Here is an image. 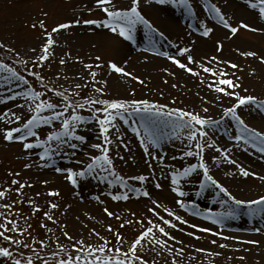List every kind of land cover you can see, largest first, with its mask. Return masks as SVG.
Listing matches in <instances>:
<instances>
[{
    "label": "rangeland",
    "instance_id": "1",
    "mask_svg": "<svg viewBox=\"0 0 264 264\" xmlns=\"http://www.w3.org/2000/svg\"><path fill=\"white\" fill-rule=\"evenodd\" d=\"M218 1L222 3V13L233 26L238 27L243 21L257 30L251 31L238 27L237 33H230L204 9L208 0H190L192 5L190 13L181 7L159 5L155 0H139V11L150 22L152 28L155 29L154 32L149 33L145 25L138 24L134 31V42H130L102 27L73 23L67 29L52 33L54 43L50 48L51 55L48 60L38 66L36 57L41 54L42 45L46 41L45 32H51V29L58 24L74 20L103 19V12L97 8L95 0H0V44L6 46L0 49V57L15 66L28 80L27 85L19 82L21 84L19 88L15 86V83L0 82V113H16L21 116L22 120L27 119L30 115L28 111L30 101L26 102L22 96L15 99L8 97L13 92L23 91L29 85L34 90L43 92L42 98L57 102L60 98L49 89H67L71 92L75 84H81L80 96H74L73 99L99 97L101 94L96 93L92 88V84L95 83L96 87L103 88L102 98L105 99H148L169 107H180L200 112L202 115H211L214 119L218 118L220 111L214 113L207 101V98L221 96L208 88V84L213 81L211 74L204 73L198 65L192 64L189 67H193L200 73L194 76L163 56V52H168L169 55L180 59L183 63H187V55H191L194 60L207 64L213 69L222 68L232 75L233 79L239 77L240 88L237 91L241 95L251 94L264 99V63L260 60V57H264V28L251 24L245 15V11L258 12V9L247 8L246 0H210L214 4ZM129 2L130 0H112V5L124 8L129 6ZM172 17L180 22L185 31H193L194 35L200 38L193 42V45H198L196 50L188 43L173 41L164 33L162 37L159 35L161 31L157 27L160 28L162 21ZM261 20L264 23V19ZM41 21L44 23V28L39 26ZM201 21L213 29L207 37L202 35ZM149 34L151 41L147 38ZM217 41L222 45L220 51H217ZM206 46L209 48L204 56L203 49ZM182 47L188 48V53L181 55L179 49ZM7 49H12V52H8ZM242 51L255 52L256 56H241L239 53ZM17 53L20 59L27 62L26 64L15 63ZM208 53H215L216 56L222 55L226 61H235L238 68L232 69L213 62L207 56ZM143 56L149 59L158 58L163 64L158 68L139 67L134 60L140 61L144 58ZM96 57L100 58L99 61ZM61 58L65 60L63 65L60 64ZM109 61L124 68L132 76L116 73L108 67ZM85 64L93 66L99 64L100 67L88 69L84 67ZM25 68L40 73L44 78V85L48 88L42 86L35 76L25 71ZM90 71L97 73L95 81L90 79ZM132 77H139V80ZM244 89H247V93ZM191 95L195 97V100L191 98ZM197 99L198 101L206 100V102L202 105ZM221 101L227 102L228 105L233 102L229 97L224 96L221 97ZM203 107H208V113L202 112ZM243 108L247 111L256 110L257 114L264 117V111L250 106H243ZM82 114L88 115V112L82 111ZM9 120L12 122L9 123ZM9 120H0V128L14 127L19 124L11 115H9ZM129 120L135 121L136 126L139 127V115L129 117ZM115 123L118 131L110 130L112 144L109 145V155L114 167L125 178L140 174L148 177L145 182L126 179L125 183L129 188H146L150 192V197H137L136 193L129 192L128 200L114 201L108 195L109 192H124L127 189H120L116 184L109 188L106 182H101L94 177L81 178L78 185L73 186L64 178V174L55 171L56 167L79 169L82 165H86L88 154H98L97 150L90 148L91 144L102 142L97 126L92 122L78 130L79 134L86 136L87 139L75 150V155H72L71 149L64 148L62 151L66 155L54 156L48 166H41L43 162L37 155L40 148L25 150L22 146L23 142H6L0 139V190L7 189L4 197L0 198V205H11L10 208L0 207V213H3L0 216V223H6L4 217H7L8 220H15L18 227L26 229L25 232L5 233L21 240V245H11L10 242L0 238V246L10 247V250L16 249L14 256H18L19 252L28 256L32 254V249L38 250L37 255L40 259H34V264H41L44 259L51 261L50 253L59 252V245H63L70 254L74 253L72 245L81 239L85 244L91 243L98 246L108 241V247H120L114 233L118 232L127 242L134 239L147 226L148 219L160 223L159 219L148 211L153 207L151 200L155 199L163 207L182 216L188 223H181L173 218V223L177 225L176 228L162 225L171 236L175 237V240H168L164 249L148 241L143 242L147 251H142L140 254L148 260L149 264H173L174 260L176 264H229V261L235 258L240 259L244 252L237 245L239 241L231 242L222 238L220 234H217L215 226L207 223L210 221H206L203 215L194 213L203 212L205 209H211L214 213H227L231 209H236L237 214L234 217H225V221L246 226L249 223L248 214H246L248 206L235 205L233 201L230 202V206H227L221 197L222 194L212 185L197 195V191L200 190L199 180L202 179L199 178L202 175L198 172L193 173L191 178L182 180L180 187L187 193V196L178 197L170 190L168 173L173 169H182L189 162H197V159L191 157L181 158V152L187 146L186 141L166 137L161 141V149H152L156 155L164 157L163 162L153 160L144 153L139 138L131 131L129 125L119 120ZM54 126L59 127V123L56 122ZM254 127L264 130V121ZM159 128L161 131L170 133V125L166 128L161 122ZM49 130H51L50 126H41L39 129L41 138ZM209 134L222 148L229 149V159L235 160L249 173H255V175L243 176L239 169L229 162V159L221 156L214 149H206L204 160L209 167L210 174L220 184L225 182L222 169H227L253 187H264V179H260L256 171L244 165L245 162L238 154L241 153L242 157L260 160L264 153L259 152L258 148H253L251 144L230 139L235 134L234 122L226 119L214 135L211 131ZM117 136L120 137L119 140L116 139ZM214 156L215 160L212 159ZM77 161H80V164ZM25 164L30 167L25 168ZM13 179L24 184L25 187L16 192L15 189L19 187V184H11ZM155 183H160L161 188L156 189ZM49 190H57L59 195L50 196L48 195ZM193 195L195 197H192ZM95 197H99V200ZM177 199L185 200L184 209L179 208L175 203ZM29 200L32 201L31 204L27 203ZM50 202L56 204L57 207L51 208ZM34 207H38L39 211H34ZM105 207L113 212L114 216L109 217L103 211ZM157 211L166 219L169 218L163 208H158ZM45 212L52 215L53 220H48L44 216ZM219 219L223 223L224 216H220ZM41 224L44 227H41ZM194 224L198 227L193 228ZM109 225L113 229L112 232L108 231ZM204 227L212 231L207 233L200 231V228ZM93 230L99 233V237H103L104 241L93 234ZM153 231L161 239H167L158 230ZM64 232H67L71 239L66 237ZM40 241L45 243L42 250ZM23 244H28L29 248H24ZM194 246L204 249L209 255L204 258L196 256L192 251ZM168 248L172 249L171 253L167 250ZM180 249L183 251L181 252ZM60 256L64 258L63 253ZM0 264H12V261L0 257Z\"/></svg>",
    "mask_w": 264,
    "mask_h": 264
},
{
    "label": "snow or ice",
    "instance_id": "2",
    "mask_svg": "<svg viewBox=\"0 0 264 264\" xmlns=\"http://www.w3.org/2000/svg\"><path fill=\"white\" fill-rule=\"evenodd\" d=\"M155 2L159 5L181 7L188 13L192 10L190 0H155ZM246 3L248 7L258 9V17L264 19V0H246ZM138 4L139 0H130L129 6L121 8L113 6L112 0H95V5L103 12L104 18L85 19L82 21L74 20L61 23L52 28L51 32H45L46 41L42 45L41 54L36 57L37 65H42L51 55L50 48L54 43L52 33H56L60 29H67L73 23H83L84 25L102 27L130 42H134V31L138 24L145 25L149 29V33L154 32L155 29L152 28L150 22L139 11ZM204 9L214 16L218 22L232 34L237 33L238 27L250 29L251 31L257 30L243 21L240 22L238 27L233 26L222 13L221 9L216 4L211 3L210 0L205 3ZM39 26L44 28L43 21L40 22ZM200 26L203 29L202 35L204 37L209 36L213 31L211 27L206 26L204 21L200 22ZM33 27H35V25H33ZM159 35L162 37L163 33L161 32ZM147 38L150 41L152 39L150 34ZM152 42L154 43V41ZM4 48H6V46L0 44V49ZM221 48L222 45L217 41V51H220ZM7 51L12 52V49H7ZM188 51L189 49L186 47L179 49L181 55L188 53ZM239 54L245 57L256 56V53L252 51H242ZM162 55L171 60L180 69L194 76L200 75V73L193 67H189V65L192 64L198 65L204 73L211 74L213 81L208 84V88L211 91L221 94V96L216 97V101L214 102L217 106H219V101L222 96L229 97L233 102L228 106H221L218 118L214 119L211 115H202L200 112H194L180 107H169L166 104H159L148 99H105L102 98L103 88L96 87L95 83L92 84V88L96 93L101 94L99 97H80L79 99H73L74 96H80L79 89L82 88L81 84H75L71 92H68L67 89H49L55 96L60 98L57 102L42 98L44 93L34 90L29 85L21 92H13L8 98L15 99L18 96H22L25 98L26 102L30 101V104H28L30 115L27 119L22 120L21 116L16 113H0V120H9V115H11L14 121L19 122V124L14 127L0 128V139L6 142H23L22 146L25 150H31L34 147L40 148L41 150L37 155L39 160L43 162L41 166H48L49 163L52 162L54 156L66 155V153L62 151L64 148L71 149L72 155L74 156L75 150L87 139L86 136L79 134L78 130L82 127H86L89 122H92L97 126L102 142L91 144L90 148L97 150L98 154H88L86 165H82L79 169H74L72 167H56L55 171L64 174V178L73 186H77L81 178L94 177L98 178L101 182H106L109 188L116 184L120 189H127V191L124 192H109L108 195L114 201L128 200L129 192L136 193L137 197H150V192L146 188H129L125 183L126 179L145 182L148 177L143 174L131 178L123 177L116 171L113 160L109 155V145L112 144L110 130L118 131L115 122L119 120L122 121L123 124L130 126L131 131L139 138L144 153L153 160L163 162L164 157L156 155L152 149H161V141L166 137L169 139L174 138L176 140L186 141L187 146L181 152V158L191 157L197 159V162H189L186 166L182 167V169H173L168 173L170 190L177 194L178 197L184 198L187 196V193L180 187L182 180L189 179L193 173L198 172L203 178L199 180L200 190L197 191V195L200 194V191L212 185L219 190V193H223L229 200L233 201L235 205L248 206L246 214L249 216L264 213V195L258 196L256 199H236L226 187L221 185L219 181L210 174L209 167L204 160V152L206 149H214L221 156L229 159V149L222 148L209 134L211 131L214 135L215 131L223 126L226 119L235 124V134L231 136L230 139L236 142L242 141L245 144H251L253 148H258L259 152L264 153V131H258L256 128L250 127L238 113V109L243 106H250L264 111V99L257 98L251 94L241 95L240 92L237 91V89L240 88L239 77L233 79L232 75L222 68L213 69L207 64L194 60L191 55H187V63L181 62L180 59L169 55L168 52H163ZM16 57V64L24 65L27 63L19 58V53L16 54ZM99 59V57H96L97 61H99ZM260 60L261 63H264V57H260ZM211 61H217V57L213 56ZM64 63L65 60L61 58L60 64L63 65ZM222 63L232 69L238 68V65L231 61H223ZM84 67L92 69L93 67L98 68L100 65L96 64L93 66L91 64H85ZM108 67L116 73L132 76L130 72L125 71L122 67H118L117 64L112 61L108 62ZM25 71L29 72L31 76H35L42 86L48 88L47 85H44V78L40 73L27 68H25ZM96 76L97 73L95 71L89 72V77L92 81L96 80ZM132 78L139 80V77ZM0 82L3 84L15 83L17 88L21 87L19 82L25 85L28 84L26 77L22 75L15 66L5 62L3 57H0ZM244 91L247 93V89H244ZM82 111H87L88 115L82 114ZM208 111V107L202 108L203 113L206 114ZM137 115H139V127L136 126L135 121L129 120V117ZM11 122L12 120H9V123ZM56 122L59 123V127L54 126ZM161 122L165 124L166 128L170 125V133L160 130L159 124ZM41 126H50L51 128L43 138H41L39 134ZM116 139L119 140L120 137L117 136ZM212 159L215 160L216 157L214 156ZM229 162L234 164L243 176H248L250 174L255 175V173H249L237 164L235 160L229 159ZM77 163L80 164V161H77ZM24 167L28 168L30 165L25 164ZM149 167H151V165H149ZM260 179H264V177H260ZM11 184H19V187L15 189L16 192H19L21 188L25 187L24 184L19 183V181L15 179L11 181ZM154 186L156 189L161 188L160 183H155ZM6 191L7 189L0 190V198L4 197ZM48 195L58 196L59 192L57 190H49ZM95 199L99 200V197H95ZM27 203L31 204L32 201L29 200ZM175 203L181 209L186 207L184 199H177ZM221 203H224V201H221ZM151 204L153 207L149 208L148 211L152 213L154 217H157L160 223H155L152 219H148L147 226L131 241L125 242L123 237L116 232L114 233L116 241L121 246L114 248L108 247V241H104V238L99 237V233H95L93 230V234L104 241L102 244L98 246L91 243L85 244L81 239L77 241L76 244L72 245L74 250L72 254H70L63 245H59V252L50 253L52 260L44 259L41 261V264H149L148 260L140 254L142 251H147V249L144 248L143 242L148 241L164 249L168 244V240H175V237L171 236L170 232L162 225L168 226V228H176L177 225L173 223V218L175 221L185 224L188 223L182 216L163 207L157 200H151ZM254 205H261V207H252ZM0 207L10 208L11 205L5 204L0 205ZM50 207L56 208L57 205L50 202ZM158 208H163V211L167 213L169 218L166 219L163 215H160L157 211ZM34 211H39L38 207H34ZM103 211L109 217L114 216V213L109 211L107 207H105ZM194 214L203 215L205 219L212 220L213 223H222V220L219 219L220 216L234 217L237 211L236 209H231L227 213H214L211 209H205L203 212L197 211ZM2 215L3 213H0V216ZM44 216L50 221L53 220L52 215L48 212H45ZM4 219L6 223H0V238L10 242L11 245H21V240L15 239L13 236L6 235L5 233L25 232L26 229L18 227L15 220H8L7 217H4ZM116 219H119V217H116ZM41 227H44V225L41 224ZM121 227H123V225H121ZM192 227L196 228L198 226L194 224ZM154 229L158 230V232L167 239H161L156 236L153 231ZM108 231H113L111 225L108 226ZM200 231L207 233L211 232L212 229L204 227L200 228ZM256 231H259V229H256ZM64 235L71 239L67 232H64ZM189 235L193 234L189 233ZM39 243L40 249L42 250L45 247V243L44 241H40ZM212 243H215V241H212ZM250 243L255 242L250 241ZM22 246L24 248H29L28 244H23ZM223 246L224 245H222V247ZM167 250L170 253L172 251L171 248ZM15 251L16 249L10 250V247L0 246V257L10 259L12 264H34V259H40L37 255L38 250L36 249H32V254L28 256H25L23 252H19L18 256H14ZM180 251L182 252L183 249H180ZM199 251L203 250L200 249ZM61 253L64 254V258H61ZM173 264H176L175 260Z\"/></svg>",
    "mask_w": 264,
    "mask_h": 264
},
{
    "label": "bare ground",
    "instance_id": "3",
    "mask_svg": "<svg viewBox=\"0 0 264 264\" xmlns=\"http://www.w3.org/2000/svg\"><path fill=\"white\" fill-rule=\"evenodd\" d=\"M215 1V0H213ZM217 1V0H216ZM213 3V2H212ZM220 9H222V3L218 1V3H215ZM247 8L250 9V7L247 6ZM251 10V9H250ZM245 15H247V19L251 24H254L256 26H261L264 28V23L262 20L258 17V12L251 10V11H245ZM159 31L164 33L168 38L172 39L175 42L178 43H188L189 46H194V49L196 50L198 45H193L194 41H197L198 38L196 35H194L193 31H185L180 24V22L172 17V18H166L165 21H162L160 23V28L157 27ZM194 37H191V36ZM208 46H206L205 49H203L204 56L208 52ZM210 59L215 56L217 57L218 64H222L226 66L224 63H222L224 58L223 56L218 55L216 56L215 53H208L207 55ZM144 57V56H143ZM136 65L143 68H158L162 66V60L160 59H149L144 57L142 60H134ZM232 63L237 64L235 61ZM238 65V64H237ZM231 68V67H230ZM191 98L195 100L194 96L191 95ZM198 101V99H197ZM207 101L209 103V107L213 110L214 113L220 111L221 106H228L227 102L219 101V106H217L216 98H207ZM199 103H205L206 100H199ZM203 105V104H202ZM238 113L241 116L242 119L250 126L254 127L259 125L262 121H264V117L262 118L261 115L257 114L256 110H249L247 111L245 108L240 107L238 109ZM255 128V127H254ZM257 129V128H256ZM258 130V129H257ZM258 131H264V130H258ZM240 158L242 159L244 165L248 166L252 170L256 171L260 177H264V154L260 160H254L248 157H242L241 153H238ZM222 174L225 175V182H221V185L226 187L228 191L231 193L232 196H234L236 199L239 200H249V199H256L258 196L264 195V187L263 186H256L253 187L250 184L246 183L241 177L236 176L232 174L227 169H222ZM199 178H203L202 176H199ZM255 180V179H254ZM222 199L225 201V204L227 206H230L231 200H229L223 193ZM192 197H195L194 195ZM252 207L259 208L261 205H254ZM228 216H224L223 223H216L214 224L212 220L206 219V221L209 225L215 226V229L217 230V233H219L222 238L229 240L233 242L234 240L239 241L235 244L240 246L242 248V251L244 252V255L237 259L229 261V264H264V213H261L260 215L255 216H249L248 220L249 223L246 226L243 225H235L231 222H226V218ZM205 219V218H204ZM219 225V226H218ZM256 229H259V231H256ZM250 241H254L255 243H250ZM235 242V241H234ZM192 250L194 254L198 257H206L209 255L207 251L202 249L203 251H199L201 248L195 246ZM193 264V263H189Z\"/></svg>",
    "mask_w": 264,
    "mask_h": 264
}]
</instances>
